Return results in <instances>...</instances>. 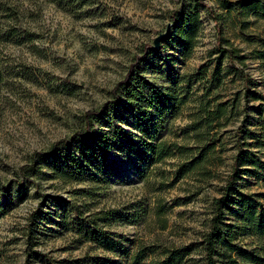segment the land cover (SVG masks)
<instances>
[{
    "label": "rangeland",
    "instance_id": "rangeland-1",
    "mask_svg": "<svg viewBox=\"0 0 264 264\" xmlns=\"http://www.w3.org/2000/svg\"><path fill=\"white\" fill-rule=\"evenodd\" d=\"M179 2L0 0V264H132L134 256L141 257L138 264H153L165 247L188 244L193 251L184 264H204L200 242L211 201L232 170L235 130L244 122L260 133L264 121V109L261 115L254 108H264V61L253 53L264 45V17L204 0L191 54L179 51L176 27L156 52L154 41ZM145 45L153 49L139 62V74L183 103L148 109L144 134L136 115L122 114L128 105L112 114L110 127L96 123L105 138L88 144L98 158L91 175L56 177L58 159L41 156L32 181H18L34 151L81 129L84 112L110 99ZM223 49L237 52L230 60ZM245 76L252 80L246 97ZM219 102L227 104L226 115L195 130L202 108ZM122 131L165 141L168 155L155 162L132 136L136 145L125 148ZM207 142L214 149L206 160L180 177ZM78 147L71 151L78 154ZM252 150L264 162V148ZM237 189L264 206V167H244ZM101 211L110 213L97 223L113 240L107 249L85 237L77 217ZM237 232L246 246L264 247V234ZM31 250L38 254L29 257Z\"/></svg>",
    "mask_w": 264,
    "mask_h": 264
},
{
    "label": "trees",
    "instance_id": "trees-1",
    "mask_svg": "<svg viewBox=\"0 0 264 264\" xmlns=\"http://www.w3.org/2000/svg\"><path fill=\"white\" fill-rule=\"evenodd\" d=\"M204 0H180L179 5L172 9L169 13L170 28L176 27L178 40L177 45L179 51L185 57L191 54L195 45L196 37L198 35L201 22L199 20V5ZM239 5L240 9L246 13H258L264 17V0H238L231 2L229 0H219V7L222 9H232ZM217 24L218 17L212 11L209 14ZM171 33L163 40L168 39ZM161 42L155 51H159ZM153 48L150 45H145L140 56H135L133 61L129 64L123 78L115 83L110 90V99L103 102L98 108L88 109L82 115L83 127L76 130L70 136L60 138L54 141L47 150L34 151L30 163L22 165L19 168L17 179L18 181H32L31 177L35 175L34 170L37 157H49L58 159L57 164L54 165L53 170L56 177L64 179H80L83 171L86 175H91L92 169H95L96 158L95 146L100 143L99 140L105 138L101 126L96 128V123H103L106 127H110L111 120L115 118L112 114L120 108V106L128 105V109L124 115H136L137 127L142 134H144V123L141 121L147 119L148 109L165 104L161 107H177L181 105L182 100L177 99L172 91H168L163 95L155 86L151 85L143 76L139 74L138 64ZM223 52H228V58L231 60L237 50L223 49ZM253 53L259 59L264 61V45L261 49L255 50ZM242 59V57H239ZM172 70V66H168V71ZM0 72V80H1ZM249 76H245L243 89L248 93L249 85L251 83ZM165 90V89H163ZM256 98L258 95H254ZM259 114H263V106L259 104L254 107ZM202 111L205 113L203 118L196 121L198 129L202 126H209L211 122L222 118L227 113V104L225 102L217 103L211 110L203 107ZM163 114L157 115L153 120L158 122L162 119ZM106 120V121H105ZM221 125V122L219 124ZM261 130H251L241 122L235 130V154L232 161V170L228 175L223 192L219 197H214L211 201V210L209 218L208 230L202 235L200 242L202 260L204 264H264V247L260 250L246 246L238 240L239 228L247 229L251 235L262 236L264 234V206L262 203L254 200V194H242L237 189V179L241 177L244 167H253L256 170L264 167L262 159L252 150L254 147L264 148V121L261 123ZM211 128H208L210 130ZM124 135V147L133 148L135 145L133 140H129L132 136L129 132L122 131ZM136 138L141 144L145 152H148L155 162L164 159L168 155L165 141H153L154 138L143 140L141 136H132ZM96 141V142H95ZM94 144L91 148L88 144ZM83 144V145H82ZM78 147L79 153L74 154L71 149L72 146ZM212 142H207L200 152L199 157H195L183 168L180 177L186 172L193 169L196 165H200L206 160L207 152L214 149ZM92 149V150H91ZM40 171L39 167L37 169ZM82 172V173H81ZM85 177V176H83ZM7 188L9 187L6 184ZM109 212L93 213L85 218L77 216L80 221V227L85 232V237L91 236L95 242L108 248L107 242L113 243L110 240L108 233L99 230L97 223L99 219H107ZM232 218L233 221L230 219ZM90 232V233H89ZM30 234V233H29ZM198 247V246H197ZM192 244L183 246H167L165 247L153 264H184L186 257L192 252ZM38 254L37 250L29 251V257ZM141 257L134 256L132 264H138Z\"/></svg>",
    "mask_w": 264,
    "mask_h": 264
},
{
    "label": "water",
    "instance_id": "water-1",
    "mask_svg": "<svg viewBox=\"0 0 264 264\" xmlns=\"http://www.w3.org/2000/svg\"><path fill=\"white\" fill-rule=\"evenodd\" d=\"M169 31H170V24H168L167 28H166V31L164 33H161L154 41V44L156 46V48L160 45V42L166 38L169 34Z\"/></svg>",
    "mask_w": 264,
    "mask_h": 264
}]
</instances>
